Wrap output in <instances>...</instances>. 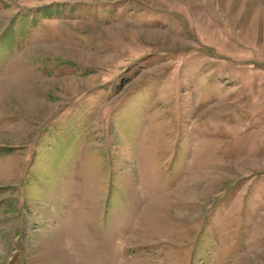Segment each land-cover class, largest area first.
<instances>
[{"label":"rangeland","instance_id":"1","mask_svg":"<svg viewBox=\"0 0 264 264\" xmlns=\"http://www.w3.org/2000/svg\"><path fill=\"white\" fill-rule=\"evenodd\" d=\"M0 264H264V0H0Z\"/></svg>","mask_w":264,"mask_h":264}]
</instances>
